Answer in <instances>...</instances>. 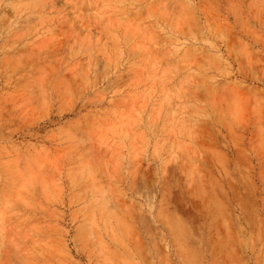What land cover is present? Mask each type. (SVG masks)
I'll use <instances>...</instances> for the list:
<instances>
[{
  "label": "rangeland",
  "instance_id": "374dc122",
  "mask_svg": "<svg viewBox=\"0 0 264 264\" xmlns=\"http://www.w3.org/2000/svg\"><path fill=\"white\" fill-rule=\"evenodd\" d=\"M0 264H264V0H0Z\"/></svg>",
  "mask_w": 264,
  "mask_h": 264
}]
</instances>
